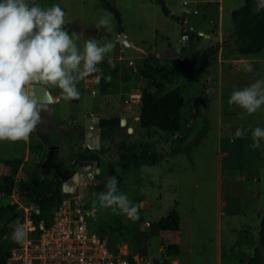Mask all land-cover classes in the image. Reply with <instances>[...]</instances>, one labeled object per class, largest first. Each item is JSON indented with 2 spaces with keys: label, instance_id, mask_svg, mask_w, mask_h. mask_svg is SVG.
Returning a JSON list of instances; mask_svg holds the SVG:
<instances>
[{
  "label": "rangeland",
  "instance_id": "1",
  "mask_svg": "<svg viewBox=\"0 0 264 264\" xmlns=\"http://www.w3.org/2000/svg\"><path fill=\"white\" fill-rule=\"evenodd\" d=\"M163 1L26 0L29 6L39 5L45 9L59 5L65 12V30L79 34L77 44L81 49L89 38L101 46L111 42L112 50L98 65L110 79H104L106 93L96 98L90 97L84 80L80 81L77 84L80 98L70 102L62 99L59 89L49 86L59 101L43 104L46 110L41 112L38 131L32 134L30 141L32 148L41 144L42 149L31 151L24 164L13 172L17 188L14 193L0 196V207L14 204L15 200L23 202L24 195L18 189L20 180L64 178L78 170L83 161L78 162L76 152L80 148L72 137L83 124L87 105H91L99 108L105 118L122 119V125L110 130V136L103 144L101 142L98 150L102 156L115 155L128 148L135 152L149 149L163 153L164 157L154 165L131 166L123 172L120 192L127 194L134 204L141 205L136 221L101 208L93 185L79 186L73 195H80L85 205L96 209L94 216L86 215L89 228L111 248L118 245L119 252L137 257L141 264L148 259L152 264H163L168 258L166 246L171 245L172 229H162L158 223L164 224L175 208L183 211L181 217L184 218L179 243L188 244L193 250L183 252L182 264H215L213 220L221 190L225 211L221 264H250L257 239L254 232L249 235L244 231L249 220L240 211L245 206L243 196L247 197L253 190L257 191L258 204L264 209V141L259 149L250 147L251 130L264 129V106L240 119L242 110L230 107L228 100L234 90L264 79V49L250 56L236 50L238 36L234 34L231 13L245 0H187V5H183L185 0ZM104 2L119 11L121 29H117L115 14ZM182 8H189L191 12L184 14ZM165 10L170 11V15ZM194 10L197 12L193 13ZM105 12L111 14L110 30L99 24ZM182 18L187 20L188 28L186 42L180 47V59L176 63L170 62L171 59L161 60L166 47L180 42ZM92 30L97 32L90 33ZM120 35L127 43L121 41ZM215 35L219 38H214ZM216 44L219 47L216 55L208 61L201 60L202 53ZM117 55L122 58L114 60ZM247 64L253 66L252 72L245 71ZM174 88H179L182 95L179 136L157 128H142L138 119L141 92L148 89L162 95ZM238 128L247 129V135L235 138ZM175 148L181 151L172 154ZM25 154L23 141H0V158H24ZM96 168L98 163L93 161L90 166L93 178L105 179L106 171L95 173ZM12 171L0 162V181ZM219 172H222V185ZM229 175L233 178L229 179ZM243 175H248L247 179H243ZM189 208H193L196 215L194 223L186 218ZM13 213L0 219V251H9L17 245L11 239V226L21 222L24 211L16 206ZM197 218H206V226Z\"/></svg>",
  "mask_w": 264,
  "mask_h": 264
},
{
  "label": "clouds",
  "instance_id": "2",
  "mask_svg": "<svg viewBox=\"0 0 264 264\" xmlns=\"http://www.w3.org/2000/svg\"><path fill=\"white\" fill-rule=\"evenodd\" d=\"M187 3V0H185ZM264 10V0H257L253 11ZM99 24L106 30L112 27L111 14L105 12ZM65 12L59 5L41 8L29 6L26 0H0V141H27L41 122V104L31 92L39 84L60 90L65 101L78 100L77 84L94 76L97 83L108 80L98 67L113 44L100 45L89 38L81 49L79 34L65 30ZM245 71L252 72L247 64ZM229 106L242 110L240 119H245L264 106V79L234 90L228 100ZM247 129L238 128L235 138L246 136ZM253 149H259L264 141V129L251 130ZM115 176L109 177L105 191L99 193L101 208L124 214L129 220L139 219L140 204H134L118 188ZM11 239L23 244L28 232L21 224H13Z\"/></svg>",
  "mask_w": 264,
  "mask_h": 264
},
{
  "label": "trees",
  "instance_id": "3",
  "mask_svg": "<svg viewBox=\"0 0 264 264\" xmlns=\"http://www.w3.org/2000/svg\"><path fill=\"white\" fill-rule=\"evenodd\" d=\"M257 0H245L244 3L231 13L234 22V34L238 36L236 42V50L243 56L256 55L264 49V10L253 11ZM115 14V23L117 29H121V18L118 10L110 7L104 2ZM218 45L208 47L201 56V60L208 61L212 59L218 52ZM180 59H171L170 62L176 63ZM168 60V59H161ZM107 87L104 79L100 80V92L106 93ZM182 95L179 88H174L165 94H158L148 89H144L140 96V115L139 123L142 128H157L174 136H179L182 130ZM122 125V120L118 116L110 118H101L99 127L101 129V139L106 140L110 136V130L119 128ZM38 131V126L34 132ZM33 132V133H34ZM43 136V135H42ZM45 140V136H43ZM199 141V137L196 142ZM89 151V152H88ZM178 148L173 149V153L180 152ZM100 150L91 151L89 149L79 150L77 152L78 160L96 161L98 168L107 173V177L101 180L98 185H93L96 192L99 194L105 191V184L109 177L115 176L118 181L119 191L123 181V172L129 167H139L140 165H154L160 162L164 155L163 153L142 149L140 152H135L125 148L115 155L105 153L104 156ZM0 162L6 166H10L14 171L22 164V159H2ZM67 177L56 179H48L42 177H28L20 180L19 191L21 185L27 183V195L22 196L23 203L33 204L38 207V212H34L32 236H37L45 229L52 221L53 210L63 198L62 181ZM16 180L13 175H3L0 181V191L5 194H10L15 186ZM17 205H5L0 207V219L6 214L13 213ZM13 216L18 217L16 213ZM21 217V216H20ZM178 217L174 210L170 211L167 220L164 224L158 223L162 229H177ZM168 250V258L163 261L167 264L170 258L176 256V246L171 244L166 246ZM116 251V250H115ZM9 251H0V264H5L9 255ZM264 256V215L261 218L258 235L257 247L254 250L253 256L250 258V264H262Z\"/></svg>",
  "mask_w": 264,
  "mask_h": 264
},
{
  "label": "built area",
  "instance_id": "4",
  "mask_svg": "<svg viewBox=\"0 0 264 264\" xmlns=\"http://www.w3.org/2000/svg\"><path fill=\"white\" fill-rule=\"evenodd\" d=\"M187 4L188 2H183V5ZM182 12L189 14L191 10L182 8ZM12 191L15 192V187ZM4 195L5 193L0 191V196ZM81 200L80 195L63 197L53 210L51 223L37 236H32L31 233L32 215L38 212V207L15 200L14 205L24 211L19 224L25 227L28 238L25 243L10 249L5 264H141L137 257H128L119 250L112 249L89 228L86 215L94 216L96 209L89 208ZM83 206L86 209H83ZM143 264L152 263L147 260Z\"/></svg>",
  "mask_w": 264,
  "mask_h": 264
},
{
  "label": "crops",
  "instance_id": "5",
  "mask_svg": "<svg viewBox=\"0 0 264 264\" xmlns=\"http://www.w3.org/2000/svg\"><path fill=\"white\" fill-rule=\"evenodd\" d=\"M90 33H92V32L90 31ZM214 38H219V36L215 35ZM120 58H122V56L121 55H117V56H114L113 59L114 60H120ZM110 59H112V58H110ZM94 76H95V74H93V76H90V77L84 79L85 87L87 88L91 98H96V97L103 96V94H101V92H100V82L97 83L95 78H94ZM47 88L49 89V92L51 93L49 86H47ZM51 95L53 97V102L52 103H55V102L59 101V97H55L52 93H51ZM41 104H49L50 105L51 103H41ZM101 118H105V117L103 116V112H101V110L99 108L91 106V105H87V107H86V109H85V111L83 113V120H84L83 124L81 126H79L80 130H78L72 137L73 140L79 146V148H80L79 150L88 149V148H84L81 145L82 141L85 139L84 131L88 127L96 128V129L99 130L100 143L102 142V144H103V141L101 139V129L99 127V121H100ZM71 124H75V123L72 122ZM32 134L30 135V138L27 141H23L25 146H26L25 157L24 158L15 157V158L22 159V161H23L22 163L23 164L26 161V159L28 158L29 153L31 151L37 152L38 149H42V145L41 144H39L35 148L31 147L30 141H31ZM79 142H80V145H79ZM54 151H55V153L57 155L58 146H56V148H54ZM77 152H76V155H77ZM80 161H88V160H79V162ZM6 167L11 168L10 166H6ZM11 170H12V168H11ZM221 171H222V169H221ZM10 175H13V171H12V173ZM228 177H230L229 179L233 178L231 175H229ZM247 177H248V175L247 176L246 175L242 176L243 179H247ZM253 179L258 181V179H256V177H254ZM15 180H16V184H17V179L15 178ZM222 182H223V180H222V172H219V184L222 185ZM14 187H16V185ZM221 194L222 193H221V190H220L219 191V195H218V206L216 208L217 211L215 213V220H213V222H214L213 224L215 225V234H216V236H215V240H216V242H215V259H214V263L215 264H221L222 263V254H223L222 253V245H223V231H222L223 218L222 217L225 214V211H224V209L222 207L223 201H222V195ZM230 197L233 198V195L230 196ZM243 200L245 201V203H244L245 206L241 209L240 213H242V216L248 217V220H249V225L246 227V229H244V231L247 230L246 233H248L249 235H252L251 231L254 232L255 237L257 239L259 225H260L261 218H262V216L264 214V209L262 210L260 208L259 204H258V194H257L256 190L251 191V193L247 197H245V195H244L243 196ZM175 207L176 208L178 207L177 203H175ZM189 209H190L189 213L185 212L186 213V218H187L188 221L194 223L195 220H196V215L194 213L193 208H189ZM173 210L177 214L178 221H177V229L176 230H172V234L170 236V239L172 240L170 243L171 244H175V246H176V256L174 258H170L171 259L170 260V264H182L183 263V261H182L183 252L189 253V252H192L193 250H192V247H190V245L184 244V243H181V244L179 243V237L181 236L180 234H181V230H182L181 229V220L183 221V219H184L183 217H181V213L183 211L176 210L175 208ZM231 210H232V212H238L237 210H234V209H231ZM197 220H200V223H203L206 226V223H207V219L206 218L204 220L201 219V218H197ZM146 222L149 223L148 221H146ZM148 225H150V223ZM117 246L118 245H116L115 246L116 248L114 249L116 251H118ZM112 247L114 248V246H112Z\"/></svg>",
  "mask_w": 264,
  "mask_h": 264
},
{
  "label": "water",
  "instance_id": "6",
  "mask_svg": "<svg viewBox=\"0 0 264 264\" xmlns=\"http://www.w3.org/2000/svg\"><path fill=\"white\" fill-rule=\"evenodd\" d=\"M160 3H164L163 0H160ZM167 15H170V11L165 10ZM182 24V36L180 39V42L176 45H170L166 47L162 53L161 58L162 59H177L180 56V47L182 44L186 42L187 37V20L185 18L181 19ZM92 33L97 32V30H92ZM120 39L123 43H127L125 37L123 35H120ZM32 94L35 98L38 99L40 103H52L53 97L51 93L49 92V89L47 86L43 85H35L31 89ZM84 137L85 139L82 141L81 145L84 148H88L91 151H95L100 149L101 143H100V133L99 130L96 128L88 127L84 131ZM93 164V161H83L80 162V166L78 170L71 173L66 179L62 181V193L63 197L71 196L76 189L81 185H98L101 181L99 179H94L92 177V171L90 170V166ZM100 169L96 168L95 173H99ZM21 192L24 196L27 195V183L24 182L21 185ZM77 205H81V203H76ZM83 209H86L85 206H83ZM86 213L88 214V210H86Z\"/></svg>",
  "mask_w": 264,
  "mask_h": 264
},
{
  "label": "bare ground",
  "instance_id": "7",
  "mask_svg": "<svg viewBox=\"0 0 264 264\" xmlns=\"http://www.w3.org/2000/svg\"><path fill=\"white\" fill-rule=\"evenodd\" d=\"M89 152V151H88ZM79 162V161H78ZM101 183V182H100ZM15 185H17V184H15ZM14 187V186H13ZM17 188V187H16ZM19 193V192H18ZM76 193H77V191H76ZM20 195V194H19ZM13 196V195H12ZM15 203V202H14ZM149 260V259H148Z\"/></svg>",
  "mask_w": 264,
  "mask_h": 264
}]
</instances>
